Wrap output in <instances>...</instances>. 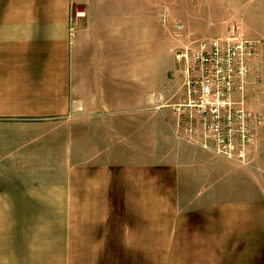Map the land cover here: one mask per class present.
<instances>
[{
  "label": "crops",
  "instance_id": "0c3cea01",
  "mask_svg": "<svg viewBox=\"0 0 264 264\" xmlns=\"http://www.w3.org/2000/svg\"><path fill=\"white\" fill-rule=\"evenodd\" d=\"M107 1L0 0V264H264V126L248 165L176 140ZM202 2L264 39V0Z\"/></svg>",
  "mask_w": 264,
  "mask_h": 264
},
{
  "label": "built area",
  "instance_id": "2783aa9c",
  "mask_svg": "<svg viewBox=\"0 0 264 264\" xmlns=\"http://www.w3.org/2000/svg\"><path fill=\"white\" fill-rule=\"evenodd\" d=\"M84 16L83 9L71 7V35ZM160 18L166 22L165 7ZM173 27L182 29L180 24ZM262 52L264 39L245 37L236 22H230L218 37L195 39L183 48L178 58L184 98L173 106L176 140L242 165L250 163L264 112L250 110L246 94L260 80L252 62Z\"/></svg>",
  "mask_w": 264,
  "mask_h": 264
},
{
  "label": "rangeland",
  "instance_id": "374dc122",
  "mask_svg": "<svg viewBox=\"0 0 264 264\" xmlns=\"http://www.w3.org/2000/svg\"><path fill=\"white\" fill-rule=\"evenodd\" d=\"M112 1L118 2L119 21L125 27L128 26L133 33L130 43L134 45V51L130 61L134 59L136 78H143L145 93L149 90L152 98H160L164 108L162 112L171 116L173 106L184 98L182 61L178 58L179 53L190 41L218 37L225 30L224 27L233 20H227L224 27L221 24L208 26L206 23L210 19L213 20V16L209 19L208 16L206 17L205 5L202 8L203 0H108L107 2ZM178 2L183 3L186 13L190 11V7L186 6L194 5L192 9L196 16L195 24L191 25L181 20L178 12L180 8L176 5ZM163 7L167 12L166 22L160 18ZM174 24H180L182 29L176 30ZM259 70H253L259 73L258 84L251 85L246 94L248 108L254 112H264V69L259 68ZM148 107L151 112H158L156 104Z\"/></svg>",
  "mask_w": 264,
  "mask_h": 264
}]
</instances>
